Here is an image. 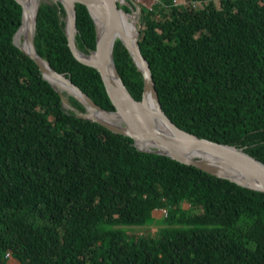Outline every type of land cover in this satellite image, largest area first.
Wrapping results in <instances>:
<instances>
[{
	"label": "trees",
	"instance_id": "16d2710c",
	"mask_svg": "<svg viewBox=\"0 0 264 264\" xmlns=\"http://www.w3.org/2000/svg\"><path fill=\"white\" fill-rule=\"evenodd\" d=\"M138 5V45L164 114L264 164V0ZM75 6V42L88 53L94 23ZM130 21L112 20L131 37ZM21 23L20 5L0 0V264L6 255L18 264H264V193L141 152L62 93L65 109L14 45ZM34 47L97 106L114 110L99 73L67 46L59 2L39 3ZM113 61L141 100L142 72L120 39ZM159 210L165 216L157 220ZM153 223L155 233H138Z\"/></svg>",
	"mask_w": 264,
	"mask_h": 264
},
{
	"label": "water",
	"instance_id": "95a60500",
	"mask_svg": "<svg viewBox=\"0 0 264 264\" xmlns=\"http://www.w3.org/2000/svg\"><path fill=\"white\" fill-rule=\"evenodd\" d=\"M15 1L21 7L23 23L27 6L23 0ZM53 1L59 2L65 11V35L67 46L73 57L79 63L91 67L99 73L105 92L114 110L105 111L97 106L79 87L71 82L69 77L55 72L37 54L34 47V33L36 12L40 2L36 0L29 27L26 28L24 34L23 42H27L29 45L28 49L25 50L22 46L18 47L14 42L15 35L20 30L22 23L13 36V43L36 63L43 79L52 87L53 85L50 83L49 78L57 79L64 83L72 92H67L69 96L77 99L85 107L86 112L89 114V116L85 114L86 118L103 126L112 133L132 139L133 145L137 150L168 157L179 163L194 166L209 175L228 180L242 188L264 193L263 163L234 146L216 143L185 132L175 126L164 114L153 84L149 65L139 49V30L136 27V18L134 19L138 15L139 7L133 0ZM115 1L119 4L128 5L130 7L129 12L125 13L117 7ZM76 3L83 4L87 8L94 23L95 48L88 53L82 52L75 42ZM103 6L106 7L104 10H102ZM103 12L108 14L106 18L112 23L111 25L104 22ZM120 15H126L131 20L130 30L133 32V36L129 37L124 31L113 26L112 20H119ZM95 19L100 20L103 24L100 35ZM117 39H120L125 45L142 72L143 93L139 101L130 95L114 66L113 47ZM55 90L60 95L62 105H68L67 97L57 89ZM99 113L114 115L115 119L114 121H107L104 118H98L97 115ZM90 115L93 116L90 117Z\"/></svg>",
	"mask_w": 264,
	"mask_h": 264
},
{
	"label": "bare ground",
	"instance_id": "6f19581e",
	"mask_svg": "<svg viewBox=\"0 0 264 264\" xmlns=\"http://www.w3.org/2000/svg\"><path fill=\"white\" fill-rule=\"evenodd\" d=\"M23 2L27 6V10L24 13L22 26H21L20 30L17 32V34L15 35L16 40H18V42L21 41L22 35L24 36V34L26 32V28L29 27L31 17H32L33 12H34V8L36 6V0H23ZM105 8L106 7L103 6L102 7V10H104ZM107 16H108V14L105 13V12H103L104 22H106L108 25H111L112 23L106 18ZM95 22H96V26H97L98 33L100 35L101 32H102V28L101 27H102L103 24L98 19H95ZM130 27H131V21H130ZM132 36H133V32H132ZM21 44H22L21 46H22L23 49H25V50L28 49L29 45L27 44V42H23ZM49 81H50V83L53 85V87L55 89H57L59 91H66V92L72 93L71 90L64 83L58 81L57 79L49 78ZM92 116L93 115H90V117H92ZM97 117L98 118H101V119L104 118L107 121H114V119H115V116L114 115L105 114V113H99L97 115ZM200 155L204 157V155L202 153H200Z\"/></svg>",
	"mask_w": 264,
	"mask_h": 264
},
{
	"label": "rangeland",
	"instance_id": "374dc122",
	"mask_svg": "<svg viewBox=\"0 0 264 264\" xmlns=\"http://www.w3.org/2000/svg\"><path fill=\"white\" fill-rule=\"evenodd\" d=\"M41 1H44V2H47V3H54L55 1H53V0H39V2H41ZM216 3H217V5L219 6V0H214ZM136 2V1H135ZM156 2V0H139V1H137L136 3L137 4H140L141 6H146V7H148V8H151V6L154 4ZM181 3L182 4H184L185 3V0H176V4H180L181 5ZM139 6V5H138ZM201 6L202 5H200V4H193V7H195V8H197V9H199V8H201ZM138 15H140V11H138ZM138 15H137V17L135 16L134 17V19L136 18V27L138 28V19H139V17H138ZM15 40H16V37H15ZM14 40V42H15V44L18 46V47H20L22 44L21 43H23V41H24V36L22 35V38H21V41H19L18 42V40H16L15 41ZM59 91V90H58ZM59 92H62L65 96H69V93H67L66 91H59ZM63 107L65 108V109H69L70 108V106H68V105H63ZM79 115H80V113H78ZM86 115H88L89 116V114L86 112ZM185 207H187V206H185ZM153 216V215H152ZM165 216V214L163 213V211H156V212H154V216L153 217H156V219L158 220V219H161V218H163ZM158 229V224L157 223H153V224H148L146 227H144V228H137V230H138V233H142V231L143 230H148L149 232H153V233H155L156 232V230ZM7 264H18L17 262H15L14 260H12V259H9L8 261H7Z\"/></svg>",
	"mask_w": 264,
	"mask_h": 264
},
{
	"label": "built area",
	"instance_id": "2783aa9c",
	"mask_svg": "<svg viewBox=\"0 0 264 264\" xmlns=\"http://www.w3.org/2000/svg\"><path fill=\"white\" fill-rule=\"evenodd\" d=\"M134 1L137 2V1H139V0H134ZM9 259H11L10 256H9V255H6V260H9Z\"/></svg>",
	"mask_w": 264,
	"mask_h": 264
},
{
	"label": "clouds",
	"instance_id": "9594fccd",
	"mask_svg": "<svg viewBox=\"0 0 264 264\" xmlns=\"http://www.w3.org/2000/svg\"><path fill=\"white\" fill-rule=\"evenodd\" d=\"M134 1V0H133ZM135 2V1H134ZM136 3V2H135ZM137 4V3H136ZM138 5V4H137ZM139 7V6H138ZM86 114V113H85ZM245 153V152H244ZM247 154V153H246ZM250 156V155H249ZM255 159V158H254ZM258 161V160H257ZM159 211H161V210H159ZM156 212V211H155ZM164 213V212H163ZM8 261V260H7Z\"/></svg>",
	"mask_w": 264,
	"mask_h": 264
}]
</instances>
